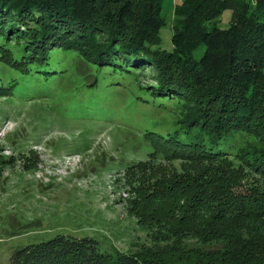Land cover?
I'll use <instances>...</instances> for the list:
<instances>
[{
    "label": "trees",
    "instance_id": "1",
    "mask_svg": "<svg viewBox=\"0 0 264 264\" xmlns=\"http://www.w3.org/2000/svg\"><path fill=\"white\" fill-rule=\"evenodd\" d=\"M161 7L162 0H0L6 66L23 74L36 67L47 78L59 72L52 50L73 52L89 86L104 68L135 77L150 68V94L173 102L159 104L174 114L167 131L142 128L135 152L146 158L131 166L149 162L127 201L150 243L111 253L92 237L59 234L18 248L10 264H264V0H184L174 8L172 50L160 47ZM226 9L231 25L211 29ZM17 83L0 79V97Z\"/></svg>",
    "mask_w": 264,
    "mask_h": 264
},
{
    "label": "rangeland",
    "instance_id": "2",
    "mask_svg": "<svg viewBox=\"0 0 264 264\" xmlns=\"http://www.w3.org/2000/svg\"><path fill=\"white\" fill-rule=\"evenodd\" d=\"M183 1L162 0L163 49H173L174 8ZM232 16L226 9L208 25L228 28ZM204 51L199 46L195 57ZM74 57L52 50L59 72L47 78L36 67L23 74L0 62V79L18 80L11 96L0 97V264H10L18 248L59 234L92 237L111 253L151 242L127 201L147 175L140 171L147 160L131 166L146 158L147 152H135L143 144L142 128L167 131L174 114L149 92L157 83L153 69L135 77L104 68L99 84L89 86ZM138 83L147 91L138 90Z\"/></svg>",
    "mask_w": 264,
    "mask_h": 264
}]
</instances>
